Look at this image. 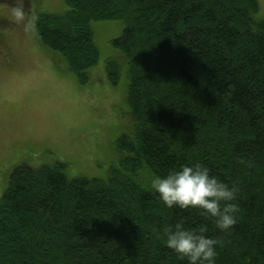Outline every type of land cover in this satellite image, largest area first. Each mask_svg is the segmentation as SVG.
Listing matches in <instances>:
<instances>
[{"label": "trees", "instance_id": "1", "mask_svg": "<svg viewBox=\"0 0 264 264\" xmlns=\"http://www.w3.org/2000/svg\"><path fill=\"white\" fill-rule=\"evenodd\" d=\"M65 7L32 16L33 32L82 85L100 61L94 24L121 26L104 70L124 91L128 129L112 141L118 159L106 178H70L64 163L10 172L0 197V264H186L162 243L180 219L207 225L220 241L217 264H264L258 1L65 0ZM196 162L237 189L239 218L229 233L141 187L152 172Z\"/></svg>", "mask_w": 264, "mask_h": 264}, {"label": "rangeland", "instance_id": "2", "mask_svg": "<svg viewBox=\"0 0 264 264\" xmlns=\"http://www.w3.org/2000/svg\"><path fill=\"white\" fill-rule=\"evenodd\" d=\"M264 21V0H257ZM16 0H0V197L17 166L37 168L64 163L70 178H106L118 159L114 137L128 129L122 88L114 87L104 70L115 54L111 42L121 26L95 23L100 61L87 85L57 55L39 44L33 30L16 23ZM26 13L62 14L65 0H22ZM125 127V129L123 128Z\"/></svg>", "mask_w": 264, "mask_h": 264}, {"label": "clouds", "instance_id": "3", "mask_svg": "<svg viewBox=\"0 0 264 264\" xmlns=\"http://www.w3.org/2000/svg\"><path fill=\"white\" fill-rule=\"evenodd\" d=\"M13 16L26 32L34 30L35 19L26 13L22 0L13 9ZM141 187L154 194L167 208L198 210L222 233L231 232L238 222L239 207L234 202L236 187L225 183L203 163L183 164L170 169L166 175L152 172L147 184ZM208 232L206 224L191 227L180 219L167 225L162 243L186 264H217L220 241Z\"/></svg>", "mask_w": 264, "mask_h": 264}, {"label": "flooded vegetation", "instance_id": "4", "mask_svg": "<svg viewBox=\"0 0 264 264\" xmlns=\"http://www.w3.org/2000/svg\"><path fill=\"white\" fill-rule=\"evenodd\" d=\"M0 19H3L4 20V18H2V17H0ZM3 20H0V21H3ZM4 26H5V22L1 25V28H4ZM1 28H0V32H2L1 31Z\"/></svg>", "mask_w": 264, "mask_h": 264}]
</instances>
